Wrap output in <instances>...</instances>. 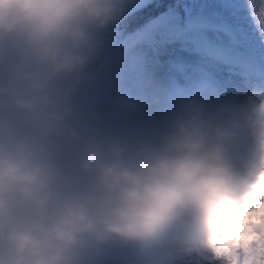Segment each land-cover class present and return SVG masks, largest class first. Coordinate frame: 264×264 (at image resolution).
<instances>
[{
    "label": "clouds",
    "instance_id": "1",
    "mask_svg": "<svg viewBox=\"0 0 264 264\" xmlns=\"http://www.w3.org/2000/svg\"><path fill=\"white\" fill-rule=\"evenodd\" d=\"M123 2L0 0V264H105L114 250L226 264L253 241L250 264H264V93L239 107L182 99L140 133L77 119ZM248 2L264 33V0Z\"/></svg>",
    "mask_w": 264,
    "mask_h": 264
},
{
    "label": "snow or ice",
    "instance_id": "2",
    "mask_svg": "<svg viewBox=\"0 0 264 264\" xmlns=\"http://www.w3.org/2000/svg\"><path fill=\"white\" fill-rule=\"evenodd\" d=\"M98 71L105 104L113 91L139 93L146 78L159 74L177 92L198 90L210 106L239 107L264 93V33L248 0H130ZM257 243L236 249L226 264H250ZM105 264L132 262L114 250ZM158 264L213 259L163 253Z\"/></svg>",
    "mask_w": 264,
    "mask_h": 264
},
{
    "label": "rangeland",
    "instance_id": "3",
    "mask_svg": "<svg viewBox=\"0 0 264 264\" xmlns=\"http://www.w3.org/2000/svg\"><path fill=\"white\" fill-rule=\"evenodd\" d=\"M129 3L130 0H124L121 6V14L124 13ZM256 7H260V0H256ZM106 30L97 37L100 41L99 50L104 48L103 45L108 39L106 37L109 34L105 33ZM94 64L95 60L89 67L88 72L93 69ZM86 86L87 84L83 85V88ZM89 93L92 94L88 98H77L73 102L77 108V119L100 134L151 131L154 126L158 127L171 109L175 107L177 102L175 96H180V100H182L192 98L190 95H194L198 102L209 105L198 90H193L189 93L177 92L169 88L167 81L159 74L146 78L143 84V91L139 93L125 90L113 91L108 104L104 103L97 86L91 87ZM123 100H130L134 108H124L119 103V101ZM217 106L232 107L229 105Z\"/></svg>",
    "mask_w": 264,
    "mask_h": 264
},
{
    "label": "trees",
    "instance_id": "4",
    "mask_svg": "<svg viewBox=\"0 0 264 264\" xmlns=\"http://www.w3.org/2000/svg\"><path fill=\"white\" fill-rule=\"evenodd\" d=\"M125 13H126V11H124V13L121 14L118 22H116L115 24L109 26L107 28V30L105 31V33L109 34V35L106 37L108 39H106V41H105V43L103 45L104 48L100 49L98 51L97 56L95 58L96 59L95 60V64L92 67L93 69H91V71L88 72L89 76H90V79L87 82H85V83L80 85V87L78 89V92H77L76 96L74 97V100L76 98H80V99L82 97L86 98V96L89 94L90 88L93 85L100 86V74H99V71H98L99 65H101L106 60L107 51H108V48H109V41L112 38V34L117 30V26H119L122 23V21H123V19L125 17ZM107 43H108V45H107ZM85 84H87V86L85 88H83V85H85Z\"/></svg>",
    "mask_w": 264,
    "mask_h": 264
},
{
    "label": "bare ground",
    "instance_id": "5",
    "mask_svg": "<svg viewBox=\"0 0 264 264\" xmlns=\"http://www.w3.org/2000/svg\"><path fill=\"white\" fill-rule=\"evenodd\" d=\"M175 95H176V94H175ZM175 95H174V96H175ZM190 96H191L192 98H195V96H194V95H190ZM175 97L177 98V100H176V101H179V100H180V96H179V97H178V96H175ZM175 97H174V98H175Z\"/></svg>",
    "mask_w": 264,
    "mask_h": 264
}]
</instances>
